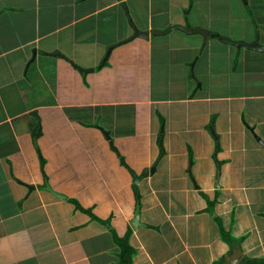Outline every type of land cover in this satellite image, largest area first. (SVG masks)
Segmentation results:
<instances>
[{"label":"crops","instance_id":"obj_1","mask_svg":"<svg viewBox=\"0 0 264 264\" xmlns=\"http://www.w3.org/2000/svg\"><path fill=\"white\" fill-rule=\"evenodd\" d=\"M221 39L264 0H0V264L264 258V51Z\"/></svg>","mask_w":264,"mask_h":264},{"label":"water","instance_id":"obj_2","mask_svg":"<svg viewBox=\"0 0 264 264\" xmlns=\"http://www.w3.org/2000/svg\"><path fill=\"white\" fill-rule=\"evenodd\" d=\"M185 32H188V33H198L200 35H202L205 39L208 38V33L206 31H203V30H200V29H195V30H190V29H185ZM135 37H144V38H147L148 35L147 34H144V33H141L139 32L137 29H135ZM223 42H226L228 44H231L235 47H243L245 49H252L254 51H259V52H262L264 51V46H259L257 43H254L252 45H247L245 43H242V42H234V41H230V40H227V39H221ZM130 174L133 178V182L134 183H137L139 180H140V177L136 176L132 171H130ZM48 190L52 191L51 188L49 187ZM58 197H63L65 198L63 195H57ZM138 217H139V214H138V208H136V211L134 213V217L133 219L131 220L130 222V225H131V228L132 229H135L136 226L139 225L138 223ZM240 256V252L239 253H236L235 255H233L232 257L229 258V264H235L238 257Z\"/></svg>","mask_w":264,"mask_h":264},{"label":"trees","instance_id":"obj_3","mask_svg":"<svg viewBox=\"0 0 264 264\" xmlns=\"http://www.w3.org/2000/svg\"><path fill=\"white\" fill-rule=\"evenodd\" d=\"M218 223H219V229L222 239L229 242L230 235L224 231V229L221 227L220 222ZM128 236L129 234H126L124 237L120 238L116 234H114V241L120 247L121 250V264H130L131 261L130 258L133 250L130 248V246L127 243V240L129 238ZM241 264H264V258L245 260L242 261Z\"/></svg>","mask_w":264,"mask_h":264}]
</instances>
